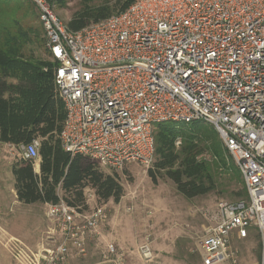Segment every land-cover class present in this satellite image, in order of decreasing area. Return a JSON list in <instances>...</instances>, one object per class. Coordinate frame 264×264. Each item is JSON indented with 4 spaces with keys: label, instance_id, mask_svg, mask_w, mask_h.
I'll use <instances>...</instances> for the list:
<instances>
[{
    "label": "built area",
    "instance_id": "built-area-1",
    "mask_svg": "<svg viewBox=\"0 0 264 264\" xmlns=\"http://www.w3.org/2000/svg\"><path fill=\"white\" fill-rule=\"evenodd\" d=\"M38 10L54 85L65 110L61 148L100 170L149 168L153 129L162 123L211 125L240 172L246 198L220 202L197 244L202 264H236L234 242L257 237L264 264V0H135L73 32L47 0ZM63 73V74H62ZM38 141L17 148L39 160ZM101 170V171H102ZM53 226L41 264H68L100 236L106 205L44 204ZM106 253L121 264L113 245ZM150 260L148 243L137 249Z\"/></svg>",
    "mask_w": 264,
    "mask_h": 264
},
{
    "label": "trees",
    "instance_id": "trees-1",
    "mask_svg": "<svg viewBox=\"0 0 264 264\" xmlns=\"http://www.w3.org/2000/svg\"><path fill=\"white\" fill-rule=\"evenodd\" d=\"M13 1L0 0V6ZM47 1L64 5L66 0ZM134 1L116 0L112 6L84 7L73 15L67 27L79 31L123 11ZM11 18L10 23L0 21V142L18 148L38 141L40 160L38 173L34 172L33 161L20 157L12 166L17 201L24 205L64 201L86 208L84 190L90 188L97 202L119 203L123 188L116 175H106L88 158L61 148L59 135L65 110L54 85L55 65L28 53L32 45L48 55L43 28L33 34L32 28L23 27L14 16ZM153 135L154 161L147 170L153 184L165 177L179 194L192 199L214 193L221 182H228L235 186L238 197L246 198L240 172L230 156L231 163L226 162L215 130H205L201 122H168L156 125ZM205 149L213 155L210 161L200 158Z\"/></svg>",
    "mask_w": 264,
    "mask_h": 264
},
{
    "label": "rangeland",
    "instance_id": "rangeland-1",
    "mask_svg": "<svg viewBox=\"0 0 264 264\" xmlns=\"http://www.w3.org/2000/svg\"><path fill=\"white\" fill-rule=\"evenodd\" d=\"M15 1L0 6V21L10 23L11 16H14L23 27L32 28L33 34L40 33L42 27L33 2ZM115 1L66 0L64 5L54 4L53 11L64 24H68L84 7L112 6ZM29 52L49 60L44 49L31 45ZM203 128L214 131L207 123H203ZM224 156L230 164L231 159L225 151ZM212 157L211 151L205 149L200 158L210 161ZM18 159L16 147L0 142V264H41L38 261L40 254L57 244L58 238L48 240V232L53 226L45 217L44 204L24 205L17 201L11 170ZM39 161L34 162V168ZM147 170L139 163H128L117 172L102 170L106 175H116L121 184L123 196L119 203L111 200L99 203L93 190H84L89 207L106 205L108 220L100 236L86 239L83 255L71 252L68 264H116L115 257L106 253L107 245H113L116 253L123 255L121 264H202L197 244L204 229L210 225L205 214L220 202L234 203L243 199L237 196L235 186L228 182H221L214 193L187 199L165 177L153 184ZM59 195L62 196L61 192ZM253 236L244 242L233 243L238 252L236 264H258L260 246L257 237ZM145 243L153 253L150 260L137 254L138 247Z\"/></svg>",
    "mask_w": 264,
    "mask_h": 264
},
{
    "label": "crops",
    "instance_id": "crops-1",
    "mask_svg": "<svg viewBox=\"0 0 264 264\" xmlns=\"http://www.w3.org/2000/svg\"><path fill=\"white\" fill-rule=\"evenodd\" d=\"M38 170H39V165L37 164L35 165L34 172H38Z\"/></svg>",
    "mask_w": 264,
    "mask_h": 264
},
{
    "label": "water",
    "instance_id": "water-1",
    "mask_svg": "<svg viewBox=\"0 0 264 264\" xmlns=\"http://www.w3.org/2000/svg\"><path fill=\"white\" fill-rule=\"evenodd\" d=\"M35 173H37V172H35Z\"/></svg>",
    "mask_w": 264,
    "mask_h": 264
},
{
    "label": "snow or ice",
    "instance_id": "snow-or-ice-1",
    "mask_svg": "<svg viewBox=\"0 0 264 264\" xmlns=\"http://www.w3.org/2000/svg\"><path fill=\"white\" fill-rule=\"evenodd\" d=\"M63 74V73H62Z\"/></svg>",
    "mask_w": 264,
    "mask_h": 264
}]
</instances>
